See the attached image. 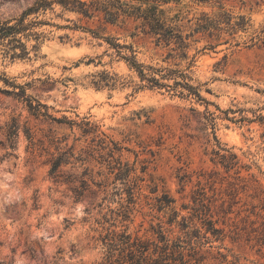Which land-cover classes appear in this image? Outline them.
Segmentation results:
<instances>
[{"label":"rangeland","instance_id":"rangeland-1","mask_svg":"<svg viewBox=\"0 0 264 264\" xmlns=\"http://www.w3.org/2000/svg\"><path fill=\"white\" fill-rule=\"evenodd\" d=\"M34 1L0 0V21ZM164 8L192 34L185 50L159 43L139 21L105 23L57 5L40 17L49 24L37 29L46 35L39 50L0 63L20 86L2 84L19 95L0 91V264H99L101 237L113 229L191 238L206 264L220 260L218 251L264 264V43L257 38L264 0H182ZM221 11L250 24L233 34L195 31L203 13ZM110 42L172 73L161 79L171 86L140 88L146 82ZM103 74L115 85L97 88ZM175 81L195 87L201 99ZM13 119L20 124L16 150L8 147ZM68 149L75 157L55 181L48 160ZM117 158L122 171L113 168ZM68 175L73 182H65ZM82 179L90 187L76 199L73 186ZM205 217L223 239L207 233Z\"/></svg>","mask_w":264,"mask_h":264},{"label":"trees","instance_id":"trees-1","mask_svg":"<svg viewBox=\"0 0 264 264\" xmlns=\"http://www.w3.org/2000/svg\"><path fill=\"white\" fill-rule=\"evenodd\" d=\"M180 1L182 0H35L19 17L0 21V63L9 59H25L30 57L32 51L37 52L39 50L40 43L46 35L44 32L37 29L42 25L49 24L40 17L45 15L48 10L55 11L57 5L65 11L74 12L90 19L98 17L100 20H104L105 23L114 24L128 19L139 21L144 28H147L148 32L157 37L159 43L165 45L175 44L178 49L185 50L189 47L187 39H189L192 34L184 35L178 23L179 19L176 16H170L168 11L164 8V6L169 3ZM197 1H216L221 4V0ZM32 15L34 18L30 19ZM223 24H225L226 27H223ZM249 24V20L244 15L239 16L238 21L232 22V17L230 18L225 11L219 12L215 18H211L207 13H203L202 18L197 24L198 30L195 29V31L203 30L214 33L212 31L222 32L227 30L233 34L240 29L246 30ZM76 27H82V29L86 31H92L96 35H99L94 30H91V28L84 26ZM262 32L264 33V29ZM263 33L257 38L264 43ZM31 40H35L36 42L30 47L29 42ZM110 44L115 48L116 54L125 59L130 67L135 68L141 80L146 82V84L139 86L140 88L171 86L170 84L161 82V79L171 78V75H173L172 73H162L161 69L138 63L136 54L130 46L116 42H110ZM123 49L129 50L131 53L125 54ZM157 75H160V77ZM98 76L99 77L93 81L97 88L115 85V77L108 74ZM2 84L14 88L20 87L12 82L4 72H0V91L19 95L17 91L7 89L3 87ZM175 84L176 86H182L184 89H187L189 95H194L198 98L201 97L197 89L192 85H185L182 81H175ZM40 105L46 107L44 104ZM31 111L34 110L31 108ZM33 114L37 116L44 115L58 120L47 112L42 113L39 109H35ZM59 121L62 122V120ZM19 129V122L17 119H13L11 134L8 138V147L13 150L17 148L16 138L18 137ZM25 133L31 143L30 151L34 153L36 149H38L37 144L29 128L25 129ZM110 155L114 157V153L111 152ZM72 157H75V153L72 152V149L65 150L58 156L52 154L51 158L48 160L50 164V177L58 181L59 178L62 177V167L70 164ZM233 159H236L235 155H233ZM116 162L117 165L115 164L113 168L122 171L121 160L117 158ZM110 164H112V162ZM234 164H236V162H230L226 167L229 168ZM70 177L71 176L68 175L64 179L65 182H73ZM80 182V185L73 186L76 199H79L90 187L87 179H82ZM96 185L100 186L101 184L96 183ZM128 188V193L132 200L134 199L135 192L132 187L129 186ZM122 207L123 210L121 212L128 211L126 208L127 206ZM202 219L204 225H207V233L211 232L216 239H223L224 233L221 228H216L214 222L208 217ZM156 233L157 238L152 239L129 233L127 230L116 231L113 229L107 231L105 235L101 237V241L105 248V254L103 261L99 264H206L203 260V255L200 254L199 242H193L191 238L179 237L170 239L162 230ZM205 237L209 240L207 236ZM217 253L219 254L220 260L216 264H242L236 258L228 259V255L221 251Z\"/></svg>","mask_w":264,"mask_h":264}]
</instances>
